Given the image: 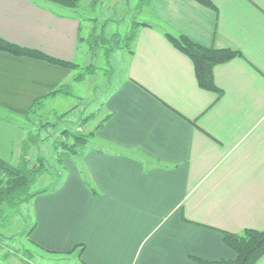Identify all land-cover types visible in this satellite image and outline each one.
<instances>
[{
  "label": "crops",
  "instance_id": "1",
  "mask_svg": "<svg viewBox=\"0 0 264 264\" xmlns=\"http://www.w3.org/2000/svg\"><path fill=\"white\" fill-rule=\"evenodd\" d=\"M212 1L215 8L193 0L145 6L150 25L115 52L127 55L114 60L117 85L92 116L94 136L64 159L62 187L30 203L29 241L43 255H3L10 264L235 260L221 232L264 230V0ZM81 27L40 0H0L1 38L79 65L70 56ZM166 32L240 54L215 67L220 93L199 86L192 60ZM72 75L0 52V109L20 120L38 113L60 88L72 94ZM25 130L0 118L1 159L21 162Z\"/></svg>",
  "mask_w": 264,
  "mask_h": 264
},
{
  "label": "rangeland",
  "instance_id": "2",
  "mask_svg": "<svg viewBox=\"0 0 264 264\" xmlns=\"http://www.w3.org/2000/svg\"><path fill=\"white\" fill-rule=\"evenodd\" d=\"M40 2L47 4L51 12L59 18L80 19L82 31L79 38L82 37L85 42H82L81 39L74 43L75 49H73L70 59L76 56L75 54L79 55L80 66H82L83 73L87 75L78 81L73 79L72 84L68 85L70 87H67L66 90L71 91V95L62 93V88H60L61 96L56 99H49L46 104L43 103L44 100L39 101L44 104L40 112L37 113L35 109L21 120L9 115L5 109H0V118L15 122L20 121L26 128V140L32 138L26 151L22 147V154L27 155L29 164H35L38 156H43L48 161L50 171L54 175L41 177L32 188L33 191L43 190L51 185L61 186L65 182L68 169L65 167L62 171V167L57 164L58 154L62 152V149L58 150L57 148H61V143L72 140L69 141V138H65L63 132L69 130L88 138L87 142H89L90 133L94 129L92 116L101 107L106 94L117 85V74L120 72L113 71L114 60L118 61L119 56L124 60L127 55L125 52L121 53L122 50L117 53L115 52L118 50L110 53L111 41H114L116 34L124 37L130 32L133 22H143L149 14L147 7L141 8L139 6V0H81L77 9L64 8L44 1ZM92 2H96L94 6H91ZM93 26H95L96 32H93ZM101 31L106 34L107 42H96L101 43L99 46L93 43L89 44L87 41L89 37L101 36ZM75 71H72V76L81 73V69ZM74 96H78L79 99ZM57 100H62V104L60 105ZM73 105L77 107H73ZM85 120H91V125ZM81 150V148L77 149V156ZM33 222L34 215L30 203H21L18 207L7 212L6 217L0 222V232L5 238H2V243H0V264L14 262L12 259L8 260L9 258L4 257L5 254L14 255L23 262L24 260L28 262L31 260L30 256L24 254L26 250L37 252V256L43 255L29 241L28 230L33 226ZM40 262L39 257L31 261V263L38 264Z\"/></svg>",
  "mask_w": 264,
  "mask_h": 264
},
{
  "label": "trees",
  "instance_id": "3",
  "mask_svg": "<svg viewBox=\"0 0 264 264\" xmlns=\"http://www.w3.org/2000/svg\"><path fill=\"white\" fill-rule=\"evenodd\" d=\"M40 1L52 3L70 9L79 8L81 3V0ZM139 1V6L141 8L150 6L155 2V0ZM193 1H196L205 7L215 8L212 0ZM95 3L96 2H92L91 6H94ZM148 25L150 24L146 22L135 21L133 22L130 32L127 33L124 37H122L120 34H116L114 41H111L112 46L110 48V53L115 50L129 48L130 44L135 40L140 27H145ZM94 27L95 26H93V32H96V29ZM164 35L174 47H176L180 52H182L192 60L199 86L205 90L220 93L221 90L216 85L214 79L215 67L219 64L227 63L239 57L240 54L229 49H216L213 47L202 46L184 35L174 36L169 32H166ZM93 36L89 37V39L87 40L89 44L93 43L94 45L99 46L101 43L98 44L96 42H107L106 34L103 32L101 36L99 35L95 38H93ZM81 39L82 42H85V39L80 37L79 40ZM0 52L11 54L16 57H24L44 61L55 66L70 69L71 71H78L81 69V73L76 75L77 77L74 75L73 79L75 81L81 80L85 77V75H87L83 73L84 71H82V66L75 62L58 59L56 57L48 55L42 50L24 47L1 37ZM7 121H11L12 123L14 122L10 119H7ZM85 122H88V120H85ZM94 133L95 132L90 133V138L94 136ZM63 134V136H66L65 138H69L68 140L72 141L64 143L60 142L61 148H57L58 150L62 149V152H60L57 157V164L62 167V171L63 169H65L64 159L66 157H70V159L76 157V154L78 153L77 149L84 148V145H87L88 143V138L79 136L73 132H70L69 130L64 131ZM31 141L32 138L31 140L24 141L23 148L25 149V151L31 144ZM37 159L38 160L35 164H29L28 157L25 154L23 155V159L19 164H12L11 162L0 158V222L6 217L8 211L18 207L21 203L27 202L29 204L35 197L55 192L64 184L63 183L61 186L51 185L46 189L33 191L32 188L38 183L41 177L45 175H48L50 177L54 176L50 171L49 164L46 158H44L43 156H38ZM91 190L96 192L94 188H91ZM221 233L223 235L224 243L235 252L236 259H220L217 261H208L201 258H192L193 261H195L197 264H256L257 261L264 255V230L246 229L241 234L226 231H222ZM0 237V243H2V240L5 238L2 236L1 232ZM27 264L29 263L27 262Z\"/></svg>",
  "mask_w": 264,
  "mask_h": 264
}]
</instances>
